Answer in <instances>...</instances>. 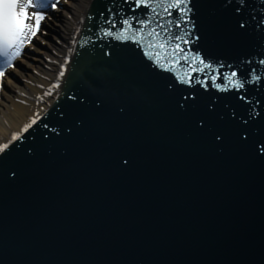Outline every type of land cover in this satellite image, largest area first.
<instances>
[{"label":"water","instance_id":"water-1","mask_svg":"<svg viewBox=\"0 0 264 264\" xmlns=\"http://www.w3.org/2000/svg\"><path fill=\"white\" fill-rule=\"evenodd\" d=\"M189 7L193 53L264 73V0ZM133 8L90 0L59 91L0 152V264H264V79L183 84L98 35Z\"/></svg>","mask_w":264,"mask_h":264},{"label":"snow or ice","instance_id":"snow-or-ice-1","mask_svg":"<svg viewBox=\"0 0 264 264\" xmlns=\"http://www.w3.org/2000/svg\"><path fill=\"white\" fill-rule=\"evenodd\" d=\"M58 2L59 0H51L49 4V0H0V81L5 78L6 69L15 66L14 62L22 56L25 47L31 44L34 38H38V33L42 31V22L46 19L42 10L48 6L55 9ZM124 2L129 3V0ZM131 2L134 4L133 12L141 8L147 9L145 18L128 16L117 21L114 18L115 14L110 12L105 20L109 27L100 29L98 35L120 42L135 43L157 67L173 73L183 84L195 82L206 88L208 82H211L212 87L218 91L239 92L245 88L246 83L260 82L264 79V73L257 74L256 69L251 70L250 80L241 78L235 70L221 72L219 69L223 67L222 64L206 62L199 53L191 51L190 0H131ZM240 3L242 4L243 0H240ZM117 23L121 27L117 28ZM241 27L244 25L241 24ZM88 42L89 40L85 39L81 43ZM260 64L264 65V60H261ZM59 76H64L63 70ZM221 79L222 84L218 83ZM58 86L53 85V88ZM51 92L49 89L45 95H51ZM39 118L37 115L21 133L13 134L8 143L0 144V152H4L12 141L19 140L22 133L36 124Z\"/></svg>","mask_w":264,"mask_h":264},{"label":"bare ground","instance_id":"bare-ground-1","mask_svg":"<svg viewBox=\"0 0 264 264\" xmlns=\"http://www.w3.org/2000/svg\"><path fill=\"white\" fill-rule=\"evenodd\" d=\"M88 3L89 0H72L69 5L60 6L58 2L55 9L51 8V14L45 13L47 19L54 17L55 23L48 27L43 21L42 31L38 33V38L47 36L50 42L40 60L42 69L35 74L42 80L21 76L20 71L28 66L25 49L14 62L15 66L6 69V76L0 81V144L8 143L13 134L21 133L33 118L45 112L56 96L62 81L59 73L66 72ZM57 84L59 86L53 88ZM49 89L51 95H45Z\"/></svg>","mask_w":264,"mask_h":264},{"label":"rangeland","instance_id":"rangeland-1","mask_svg":"<svg viewBox=\"0 0 264 264\" xmlns=\"http://www.w3.org/2000/svg\"><path fill=\"white\" fill-rule=\"evenodd\" d=\"M71 2H72V0H60L59 5L65 6V5H69ZM54 19H55L54 17H52L51 19L46 18L44 20V22H45L44 25H46L48 27H52V24L55 23ZM49 43H50L49 38L47 36H43V37L41 36L38 39H34L32 41V45L29 44L26 46L25 54L28 56V58H27L28 66L26 68H24L25 70L22 69L20 71V73H22L21 76L26 77V78H32V79L34 78L37 80L40 79L35 74H36V72L38 73V70L42 69L41 64H40V60L44 56V54L48 48ZM40 80H42V79H40ZM58 88H60V86Z\"/></svg>","mask_w":264,"mask_h":264}]
</instances>
